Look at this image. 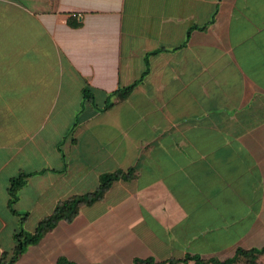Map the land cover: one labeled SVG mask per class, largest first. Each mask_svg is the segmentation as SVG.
<instances>
[{
  "label": "crops",
  "instance_id": "1",
  "mask_svg": "<svg viewBox=\"0 0 264 264\" xmlns=\"http://www.w3.org/2000/svg\"><path fill=\"white\" fill-rule=\"evenodd\" d=\"M128 169L11 264L264 246V0H0V256Z\"/></svg>",
  "mask_w": 264,
  "mask_h": 264
},
{
  "label": "trees",
  "instance_id": "2",
  "mask_svg": "<svg viewBox=\"0 0 264 264\" xmlns=\"http://www.w3.org/2000/svg\"><path fill=\"white\" fill-rule=\"evenodd\" d=\"M73 25V24H72ZM76 25V24H75ZM133 87L130 84L120 90H115L111 94L116 100H121ZM82 96L84 98H90L87 89L82 90ZM108 102L107 105H111ZM133 169L126 170L125 173L122 171H114L110 173H104L99 177L98 184L93 191L82 194V195H71L63 200L58 201L52 208L50 213L42 217L35 225L32 232H24L18 230L13 233L14 245L10 249L9 256L5 258V253L0 256V264H11L18 256L25 250L26 246L34 244L38 239L47 231L51 230L59 221H69L76 214L77 208L83 204H90L93 201L99 199L103 192L109 187L112 181L119 177L128 178L132 175ZM28 176L24 173H18L16 176L10 177L7 185V195L9 196L8 207L11 209V204L15 198V190L24 182V178ZM264 253V246L260 248L241 249L237 248L234 251L232 257L227 258L223 261H217L214 259L202 260L196 256L186 255L182 259L169 260L168 264H186L187 261L192 260L193 264H259L258 257ZM58 264H72L63 258L57 260ZM134 264H158L153 263L150 260H136Z\"/></svg>",
  "mask_w": 264,
  "mask_h": 264
},
{
  "label": "rangeland",
  "instance_id": "3",
  "mask_svg": "<svg viewBox=\"0 0 264 264\" xmlns=\"http://www.w3.org/2000/svg\"><path fill=\"white\" fill-rule=\"evenodd\" d=\"M237 264H242V263H237ZM259 264H264V256L261 260H259Z\"/></svg>",
  "mask_w": 264,
  "mask_h": 264
}]
</instances>
